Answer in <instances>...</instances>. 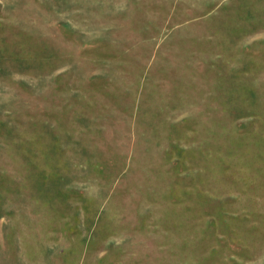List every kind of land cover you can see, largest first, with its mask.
<instances>
[{
  "label": "rangeland",
  "instance_id": "374dc122",
  "mask_svg": "<svg viewBox=\"0 0 264 264\" xmlns=\"http://www.w3.org/2000/svg\"><path fill=\"white\" fill-rule=\"evenodd\" d=\"M0 264H264V0H0Z\"/></svg>",
  "mask_w": 264,
  "mask_h": 264
}]
</instances>
